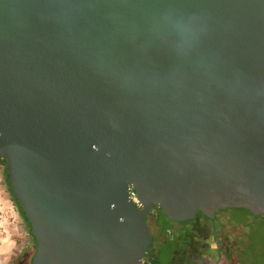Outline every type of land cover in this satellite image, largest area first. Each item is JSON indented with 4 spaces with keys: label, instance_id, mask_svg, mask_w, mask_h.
I'll return each mask as SVG.
<instances>
[{
    "label": "water",
    "instance_id": "95a60500",
    "mask_svg": "<svg viewBox=\"0 0 264 264\" xmlns=\"http://www.w3.org/2000/svg\"><path fill=\"white\" fill-rule=\"evenodd\" d=\"M0 156L31 264H145L156 207L264 216V0H0Z\"/></svg>",
    "mask_w": 264,
    "mask_h": 264
},
{
    "label": "rangeland",
    "instance_id": "374dc122",
    "mask_svg": "<svg viewBox=\"0 0 264 264\" xmlns=\"http://www.w3.org/2000/svg\"><path fill=\"white\" fill-rule=\"evenodd\" d=\"M155 216L160 219L159 227ZM148 218L155 236L146 255L149 264L182 263L185 254L172 248V241L183 245L192 233L193 245H187V264H198L201 260H209V264L217 260L220 264L226 261L227 264H241L243 252L249 258V264H264V217H248L229 210L211 220L201 218L194 223L176 222L158 209ZM30 244V237L6 183L5 168L0 164V264H14Z\"/></svg>",
    "mask_w": 264,
    "mask_h": 264
},
{
    "label": "trees",
    "instance_id": "16d2710c",
    "mask_svg": "<svg viewBox=\"0 0 264 264\" xmlns=\"http://www.w3.org/2000/svg\"><path fill=\"white\" fill-rule=\"evenodd\" d=\"M0 164L3 165L4 168H5V179H6V183H7V186H8L9 192H10V195H11L14 203L16 204V206H17V208L19 210V213H20V215L22 217V220H23L24 225L26 227L27 234L29 235L30 242H31L30 246L27 248V250L24 252V254L22 256H20L14 262V264H31L32 259H33V256H34V254L36 252L37 240H36L35 236L31 232V225H30L29 221L27 220L26 215L23 212L22 206L19 204V202L17 201V199H16V197H15L13 191H12L11 184H10L9 179H8L7 162L4 160V158L2 156H0ZM159 210L164 214V212L160 208H159ZM229 210H233V211H235L238 214H241V215H244V216H248V217L255 216L249 210H246V209H235V208L234 209L221 210L216 215L221 214V213H225V212H227ZM255 217H264V216H255ZM201 218H204L205 220H211L212 219V218H209V217L205 216L203 213H198L197 216L194 219L189 220L187 222L194 223L196 220L201 219ZM239 222H241V220H239ZM187 234H189V233H187ZM193 239H194V233H192L190 235V237H189V239L187 241V245L188 246L193 245ZM225 255H227V254H225ZM242 257H243L242 258L243 260L240 263L241 264H249V262H248V259L249 258L246 256V254H244V252H243ZM225 264H227V261H226Z\"/></svg>",
    "mask_w": 264,
    "mask_h": 264
},
{
    "label": "flooded vegetation",
    "instance_id": "af4514ba",
    "mask_svg": "<svg viewBox=\"0 0 264 264\" xmlns=\"http://www.w3.org/2000/svg\"><path fill=\"white\" fill-rule=\"evenodd\" d=\"M159 209V207H156L155 208V210H158ZM151 215V214H150ZM149 215V216H150ZM148 216V217H149ZM155 218H156V223H157V225H158V227L160 226V219L158 218V216H155ZM149 219V218H148ZM148 221V225H149V220H147ZM149 227H150V225H149ZM169 229H167V231H168ZM182 232H185V231H182ZM153 234V233H152ZM185 234H186V232H185ZM185 234H182V235H185ZM153 236H154V234H153ZM154 239H155V236H154ZM176 243H178V241H175ZM179 244V243H178ZM179 251V250H178ZM228 257V256H227ZM210 263V261L209 260H201V261H198V264H209ZM145 264H149V262H148V260H147V257H145ZM180 264H187V263H184V262H182V263H180ZM195 264H197L196 262H195ZM212 264H220V261L219 260H217L215 263H212Z\"/></svg>",
    "mask_w": 264,
    "mask_h": 264
},
{
    "label": "crops",
    "instance_id": "0c3cea01",
    "mask_svg": "<svg viewBox=\"0 0 264 264\" xmlns=\"http://www.w3.org/2000/svg\"><path fill=\"white\" fill-rule=\"evenodd\" d=\"M161 235V234H160ZM162 236V235H161ZM164 239L162 238V240H161V242L163 241ZM173 243V245H172V248L174 247V248H176V250H179V251H183L184 252V258H185V260L183 261L184 263H187V242L186 243H184L183 245H181L180 243L178 244V243H176L175 241H172Z\"/></svg>",
    "mask_w": 264,
    "mask_h": 264
},
{
    "label": "built area",
    "instance_id": "2783aa9c",
    "mask_svg": "<svg viewBox=\"0 0 264 264\" xmlns=\"http://www.w3.org/2000/svg\"><path fill=\"white\" fill-rule=\"evenodd\" d=\"M130 199L137 206H139V207L141 206L140 201H139L136 193L133 190H130Z\"/></svg>",
    "mask_w": 264,
    "mask_h": 264
}]
</instances>
